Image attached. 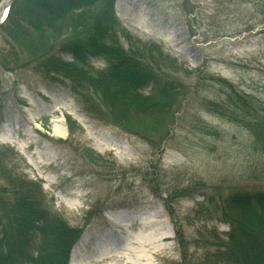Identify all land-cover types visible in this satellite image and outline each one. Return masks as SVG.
Instances as JSON below:
<instances>
[{
    "label": "rangeland",
    "instance_id": "rangeland-1",
    "mask_svg": "<svg viewBox=\"0 0 264 264\" xmlns=\"http://www.w3.org/2000/svg\"><path fill=\"white\" fill-rule=\"evenodd\" d=\"M114 1L122 30L176 62L178 96L153 141L88 114L62 79L35 69L5 19L0 147L75 229L69 264H203L228 230L221 197L264 189V159L226 101L240 92L264 108V0ZM0 193L11 197L3 177Z\"/></svg>",
    "mask_w": 264,
    "mask_h": 264
},
{
    "label": "trees",
    "instance_id": "trees-1",
    "mask_svg": "<svg viewBox=\"0 0 264 264\" xmlns=\"http://www.w3.org/2000/svg\"><path fill=\"white\" fill-rule=\"evenodd\" d=\"M114 4L13 0L7 34L28 52L35 69L62 79L88 114L153 141L178 96L172 75L176 62L156 42L122 30ZM26 8L37 18L36 25ZM92 58H101L105 66L94 68ZM231 92L226 94L234 108L230 120L245 128L249 147L264 159V108ZM204 130L211 133L207 126ZM82 152L89 161L96 158L89 148ZM9 154L11 148L0 147V177L11 191L9 200L0 193V264H69L66 247L75 229L55 212L35 180L9 166ZM221 198L218 206L228 230L224 239L215 235L216 248L203 264H264V189L233 190Z\"/></svg>",
    "mask_w": 264,
    "mask_h": 264
},
{
    "label": "bare ground",
    "instance_id": "bare-ground-1",
    "mask_svg": "<svg viewBox=\"0 0 264 264\" xmlns=\"http://www.w3.org/2000/svg\"><path fill=\"white\" fill-rule=\"evenodd\" d=\"M8 3H9V0H0V22H1L2 18H3V15H4L5 11L8 8V6H7ZM30 12H31L30 8H26L25 14L28 15L31 18V20L34 23V25H36L37 24V18L36 17L32 18V15H31L32 13H30ZM116 105H120V103L117 102ZM55 133L58 136L62 134V132L60 130H55ZM171 235H172V233H171ZM82 241H83L82 243H84L85 239H82ZM138 242H140L141 244H145V245L148 244V242L146 241V238L143 239V237L141 239H139Z\"/></svg>",
    "mask_w": 264,
    "mask_h": 264
},
{
    "label": "snow or ice",
    "instance_id": "snow-or-ice-1",
    "mask_svg": "<svg viewBox=\"0 0 264 264\" xmlns=\"http://www.w3.org/2000/svg\"><path fill=\"white\" fill-rule=\"evenodd\" d=\"M5 14H6V12H5Z\"/></svg>",
    "mask_w": 264,
    "mask_h": 264
}]
</instances>
